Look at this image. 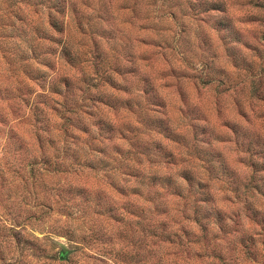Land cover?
<instances>
[{
  "label": "rangeland",
  "instance_id": "rangeland-1",
  "mask_svg": "<svg viewBox=\"0 0 264 264\" xmlns=\"http://www.w3.org/2000/svg\"><path fill=\"white\" fill-rule=\"evenodd\" d=\"M3 1L0 0V16L4 12L3 8L9 6L1 4ZM160 2L161 0H151V7H147L145 0H79L85 8L95 5L92 12L99 27L91 30L92 34L86 32L80 23L79 9L75 7V12L67 19L70 39L73 30L78 33L80 39L77 43L86 55L81 66L88 72L89 77H93V85L100 87L111 99H132L131 108H127L124 103L117 104L113 109H104L103 115L100 114L132 131L130 135L126 133L127 139L116 134L112 142H123L124 147L130 149L139 144L153 147L149 156L141 157L146 166L149 164L147 160L154 158L152 156L161 159L165 156L161 151L154 153V146L161 142L164 149L170 150L175 156L174 162L187 161L184 167L188 166L190 171L198 170L211 176L219 169L224 179L217 181L212 194L227 210L232 209L233 197L239 200V187H233L234 178L249 169L255 171L264 167H251L252 163H257L250 159L252 155H260L254 151V147L264 137V80L250 82L248 98L241 102L227 91H218V86L225 83L221 77L226 69H216L214 64L215 59H222L225 64L243 65L250 70L256 63L264 62V0H228L227 6H231L234 11V31L217 29L219 19L216 18L211 25L205 21L206 31L198 36L193 34L191 39L183 35L187 29L181 28L182 35L175 44L169 43L168 37L173 35L176 16H164L166 13L163 9L155 8ZM140 5L143 7H139ZM152 12H155V16L149 19ZM45 21L46 17L41 13L39 23ZM230 44L233 46H229ZM193 50L205 54V63L201 67L207 72L203 79L191 70V65L184 57L185 53ZM112 56L117 60L115 66L109 69ZM79 59L78 57L74 68L63 63L60 66L61 71L76 78V74L80 73V67H77ZM209 73L211 78H208ZM105 81L112 86H104ZM114 84L116 87H113ZM140 95L145 98L147 107H142L138 99ZM25 128L27 126H20L19 130L24 140L28 138L23 132ZM210 131L213 133V140L208 144L203 136ZM2 135L3 133L0 134V158H3L2 152L7 142ZM198 137L201 139L200 146L190 147L189 140ZM96 142L99 141L96 139ZM7 148L12 151L14 144ZM176 166L177 164L172 165ZM97 167V171L91 173V176H87V171L81 170L77 183L82 186L85 182H91L94 190H104L113 202H126L122 195L113 190L108 169L100 165ZM163 168L166 172V167ZM121 172L124 169L117 173L116 186L126 188L124 185L135 184L134 180L124 182L127 177ZM47 181L48 186L39 189V199L44 198L45 205L38 207L25 229L26 238L38 240L27 255L25 254L26 259L33 264H40L49 256L59 262L64 246L70 253L67 260L60 262L82 264L85 258L79 249L81 245L87 246V237L94 220L99 224L102 218L91 213L80 217L86 200L82 196L72 197L64 192L63 188L67 184L64 176L48 178ZM70 182L74 181L70 179ZM17 183L18 181L12 190L16 198L9 205L16 206L15 201L23 200L24 187ZM257 187L258 191L264 190L254 186L244 208L249 213L250 220L259 227L261 211L256 204L264 201V196L256 190ZM139 188L142 190V185ZM57 195H60L59 199L56 198ZM53 199L57 204L49 206ZM97 199V208H103L104 204L112 202L107 200L105 203L104 198ZM20 205L30 206L32 201L27 199ZM23 218L25 220L26 217ZM34 224L37 226L34 227ZM41 224H48L46 231L38 227ZM93 247L88 245V253L97 252Z\"/></svg>",
  "mask_w": 264,
  "mask_h": 264
},
{
  "label": "trees",
  "instance_id": "trees-1",
  "mask_svg": "<svg viewBox=\"0 0 264 264\" xmlns=\"http://www.w3.org/2000/svg\"><path fill=\"white\" fill-rule=\"evenodd\" d=\"M4 1L1 4L9 6L3 8L4 12L0 16V134L3 133L2 137H5L7 142L3 148L5 149L2 152L3 158H0V262L33 264L31 260L27 261L25 254L27 255L38 240L26 238V228L22 227V224H27L36 214L38 207L45 205L44 198L39 199L41 194L39 189L48 186V178L59 176H64L67 180L63 188L65 193L71 194L72 197L78 195L85 198L86 204L81 209L80 217H86L91 213L102 218L99 224L94 220L91 232L87 233V246L81 245L79 249L85 258L82 264H247L248 260L254 259L252 247L255 246L258 236L248 235L242 238L240 244L243 251L239 256H233L226 247H210L206 236L204 241L198 238L200 234L207 232L206 226L200 222L199 210L194 214L195 218H190L179 211L177 212L179 219L174 218L170 222L168 216L171 215L172 205L160 206L155 203V199L166 192L169 199H179L169 191L170 181L167 185L160 183V174L162 172L167 174L169 167L176 164L175 156L170 150L164 149L161 142H157L154 153L161 151L165 156L162 159L152 156L154 158L147 160L149 164L146 166L141 157L149 156L153 147L139 144L130 149L124 147L123 142H112L116 134L127 139L126 135H130L132 131L129 127L119 126L100 115H103L104 109H113L117 104L124 103L127 108H131V98L111 99L109 94L103 93L100 87L92 84L98 91L89 97L86 107L82 109L83 116L88 118L87 122L81 120L79 125L74 124L71 118L65 121V117L61 115V108L56 104L49 106L46 100H41L48 108L46 117L42 115L41 109L34 110L30 106L31 101L28 98L35 91L31 85L39 88L38 81L49 72L63 73L62 79L66 84L74 79L72 74L69 76L62 72L60 66L64 63L74 68L78 57L73 56L68 46L63 47L59 56L56 55L65 37L70 39L68 22H61L58 19L65 16L67 0ZM145 1L146 6L151 7L149 4L151 0ZM227 5L228 0H217L212 8L219 19L216 28L234 31L232 18L230 20L223 15ZM74 12L75 7L72 9V13ZM41 13L46 17L45 23H39ZM171 17H174V14ZM25 46L32 50L31 59L40 66L38 71L31 70V65L27 63L29 57L25 54ZM45 52L50 58L41 62L39 55ZM21 75L31 81V85L21 87L23 83ZM89 79L93 80V77L90 76ZM85 82L87 83V80ZM105 83L104 86H112L108 81ZM113 87H116L115 84ZM52 95L53 98L58 97V90L53 89ZM62 100L63 97L59 96L57 104ZM65 122L71 124L75 130L65 131L63 128ZM53 125H59L55 127V132L62 133L72 142L66 145L62 159L54 162L51 157L42 159L34 157L29 160L26 153L34 151L43 153L46 144H56L51 135H44L53 131ZM89 125L95 127L97 133L95 140L99 142L87 143L90 138ZM20 126H27L23 131L28 137L26 140L19 134ZM81 141H84V144H81ZM10 144H14L12 151L7 148ZM98 165L108 169L113 190L122 195L126 202L123 204L113 202L111 196L108 198L104 190L102 192L94 190L91 182H85L82 186L77 183L81 170L87 171V176H91V173L97 171ZM38 166H43L42 173L38 174ZM259 166L251 164V167ZM163 167H166V172ZM122 169L124 172L121 173L127 177L124 182L134 180V185H124L126 188L116 186L117 173ZM183 170L184 178L188 179L187 173L191 172L190 168L187 166ZM70 179L74 182H70ZM17 181V185L22 184L24 187L22 201L30 199L32 205H20L22 201L19 200L15 201L16 206L9 205L16 198L12 190ZM217 181L219 180L214 183ZM139 185H142V190ZM256 190L258 191V187ZM258 192L264 196V190ZM213 197L214 194L206 195L202 202L209 203ZM56 198L59 199L60 195ZM97 198H104L105 203L107 200L112 202H107L103 208H97ZM52 201L49 206L57 204L54 199ZM227 211L225 207L218 209L215 213L217 220H221ZM5 215L11 218L9 222L5 221ZM23 217H26L25 220ZM150 218L156 222L155 226H148L146 223ZM223 244L226 246L227 240ZM88 245L89 247L93 245L97 252L88 253L86 250ZM54 260L46 256L40 264H66Z\"/></svg>",
  "mask_w": 264,
  "mask_h": 264
},
{
  "label": "clouds",
  "instance_id": "clouds-1",
  "mask_svg": "<svg viewBox=\"0 0 264 264\" xmlns=\"http://www.w3.org/2000/svg\"><path fill=\"white\" fill-rule=\"evenodd\" d=\"M217 0H161L155 8L163 9L168 15L174 14L176 16L175 24L173 25L172 32L173 35L168 37L169 43L175 44V41L179 40L181 37V28H186L187 31L183 33L184 36L191 39L193 34L200 35L206 31L204 22L206 21L209 25L214 24L217 18V14L212 11L214 4ZM76 7L79 9L78 16L80 18L81 26L86 32L92 34L91 30L97 29L99 27L95 16L92 12V7L85 8L83 4L79 3V0H67V10L65 16L58 17L61 22H66L69 17L72 16V9ZM139 7H143L140 5ZM223 15L228 17L230 20L234 15L233 8L227 6ZM155 12L150 14L149 19H153ZM234 23V21H233ZM80 39L78 33L74 30L71 33V39L67 36L64 39V43L60 45L57 49L56 55L59 56L63 47L68 46L73 53V56L79 57L77 67H80V73L76 74V78L69 81L67 84L62 79L63 73L60 71H51L44 78L38 81L40 87L36 88L35 85H31V81L26 80L23 75L20 79L23 81L21 87H26L31 85L35 88L33 94L28 98L31 101L30 106L35 109H41L42 115L47 116L48 108L41 103V100H46L48 105L51 106L56 104L57 107L61 108V115L65 117V121L69 118L72 119L73 123L79 125L81 120L87 122V117L83 116L82 109L86 107V102L94 95L98 89L93 88L92 84L95 83L94 80L89 79L88 72L85 71L84 67L81 65L86 60V55L80 48L77 41ZM227 43V38H226ZM103 44V41H101ZM233 46V45H229ZM25 54L29 57L27 63L31 65V70H39L40 66L35 60H32V50L28 49L27 46L24 48ZM103 51V48H101ZM184 57L189 65H191V70L200 77L205 78L207 72L206 69L202 68L201 65L205 63V54H201L198 50H193L184 54ZM49 55L45 52L39 55L41 62L49 59ZM171 59V58H170ZM214 59V58H210ZM117 58L115 56L111 57L112 63L109 65V69L116 64ZM214 68L216 69H226L224 71L222 79L225 80L223 85L218 86V91L221 93L227 91L230 95L244 102L248 98L249 83L259 82L264 80V62L256 63L250 70L246 69L243 65L232 66L225 64L222 59H215ZM81 73L83 78H81ZM208 78H211L210 73ZM87 80V83L85 82ZM215 83V82H214ZM58 90L59 96L63 97L60 104H57V99L53 98L52 90ZM142 107H147L145 104V98L140 95L138 97ZM195 125V122H193ZM59 125H53V131L50 133H44L45 136L51 135L55 140L56 144L54 147H48L46 144L43 153L30 152L26 153L29 160L34 157L42 159L43 157H51L54 162L57 159L62 158V154L65 151L66 145L72 143L68 140L62 133L55 132V127ZM90 126V138L87 140L88 144H93L96 142L95 137L97 135L95 127ZM65 131L72 132L75 129L71 124L65 122L63 125ZM203 140L208 144H211L213 140V133L210 131L203 136ZM201 139L198 137L195 140L190 139V147L200 146ZM84 144V141H81ZM243 148V145H242ZM254 151L259 153V156L252 155L250 159L255 161L258 165H264V137L260 139V142L254 147ZM176 167H170L167 174H160V183L167 185L169 181L171 182L170 192H173L175 196L179 197L178 200L169 199L168 193L160 194L156 199L155 203L164 206L166 204L172 205L171 215L168 216V220L171 222L174 218L179 219L177 212L182 211L184 215L195 218L194 214L197 210L200 212V222L206 226L207 232L200 234L199 239L204 241V237H207V242L210 247H226L231 251L233 256H239L243 247L240 244V240L248 235L258 236L256 244L252 247V252L255 254L254 259L247 261V264H264V201H259L256 207L261 211V224L259 227L252 222L249 218V213H247L244 208V203L247 202V198L250 195V191H254V186H259L264 188V167H260L253 171L249 169L242 175H238L234 178L235 183L233 187H239V200L233 197L234 208L229 209L227 213L223 216L221 220H217L216 211L222 209L224 206L219 203L218 198L213 197L209 203H203L202 198L206 195H211L214 191L215 181L223 180L224 177L220 175L219 169H216L214 174L209 176L202 171L192 170L188 172V179H185V172L183 170L184 165L187 161H177ZM44 171L43 166H38V174ZM6 222L10 221V217L5 215ZM148 226H155V221L150 220L146 222ZM36 227L37 225H33ZM22 227L26 228L27 224H22ZM38 227L41 230L46 231L48 224H41ZM7 230L5 229V232ZM225 233H228L226 236ZM227 240V245L225 246L223 242ZM15 255V253H13ZM107 259V257H105ZM0 264H5V262H0Z\"/></svg>",
  "mask_w": 264,
  "mask_h": 264
},
{
  "label": "water",
  "instance_id": "water-1",
  "mask_svg": "<svg viewBox=\"0 0 264 264\" xmlns=\"http://www.w3.org/2000/svg\"><path fill=\"white\" fill-rule=\"evenodd\" d=\"M70 253V250H68L66 247L62 246V251L60 252V261L67 260L68 254Z\"/></svg>",
  "mask_w": 264,
  "mask_h": 264
}]
</instances>
